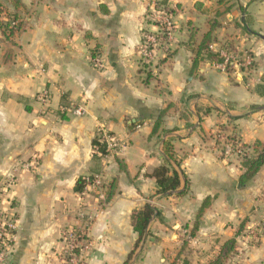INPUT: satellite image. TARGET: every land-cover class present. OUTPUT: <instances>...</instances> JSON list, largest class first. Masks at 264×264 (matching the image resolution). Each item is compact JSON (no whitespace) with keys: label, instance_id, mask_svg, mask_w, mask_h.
I'll return each mask as SVG.
<instances>
[{"label":"crops","instance_id":"obj_1","mask_svg":"<svg viewBox=\"0 0 264 264\" xmlns=\"http://www.w3.org/2000/svg\"><path fill=\"white\" fill-rule=\"evenodd\" d=\"M151 1L0 0V203L18 225L5 264H72L65 235L83 226L80 210L97 218L79 264H125L138 239L132 215L147 203L160 216L129 264H209L230 240L225 264H264V167L241 183V159L222 154L227 140L264 145V0H168L179 23L169 39ZM14 12L23 26L6 37ZM212 29V45L249 54L252 68L197 58ZM147 35L161 37L151 61ZM102 133L115 140L106 156L93 146ZM166 143L179 190L183 174L189 182L182 196H157L150 176ZM96 175L103 210L95 189L76 191Z\"/></svg>","mask_w":264,"mask_h":264},{"label":"built area","instance_id":"obj_2","mask_svg":"<svg viewBox=\"0 0 264 264\" xmlns=\"http://www.w3.org/2000/svg\"><path fill=\"white\" fill-rule=\"evenodd\" d=\"M162 1L163 0H152L150 2V17L152 18V20H154V23L158 25L162 30V33L166 37V39H169L174 30L172 22L173 14H169L166 11L165 6L161 4ZM170 9L172 8L170 7ZM13 25L15 26V23H13ZM160 38L161 37L159 35L146 36L145 43L141 48V54L145 61H151L153 59L151 49L153 48V46H156L159 43ZM210 51L220 55V57L224 59V61L218 65V68L224 72L227 71L229 64L237 65L244 69L250 68L253 64V60L249 54L245 56L244 60H242L236 53H228L223 49L217 48L216 45H211ZM92 62L95 65L102 67V63L98 58L93 59ZM40 100L42 102H47L48 94H41ZM75 114L82 115L83 111L79 109L75 112ZM99 140L100 145L94 147L96 154L99 156H103L101 152L102 145L105 146L108 152L114 147L115 140L108 133H102L99 137ZM251 153L252 149H244L242 147V144L237 140H227L224 148L222 149V154L225 156L236 155L238 157H241L244 155H249ZM11 182H13V178L10 179L9 183L11 184ZM84 182V189L91 187L97 191V199L104 202L98 203L103 210V208L107 204L105 203L107 198L104 191L106 188L104 178L101 175H96L84 178ZM77 218L79 221L84 223L83 226L80 228H72L68 230L65 235L66 248L64 250V254L66 261L72 264H79V259L81 257H84L85 252L90 250L93 245L92 241L87 235V229L91 224L95 222L97 213L89 214L83 210H80L77 213ZM17 228V220L13 215L9 214L7 211H4L2 209V203H0V264H5L8 255L15 245Z\"/></svg>","mask_w":264,"mask_h":264},{"label":"trees","instance_id":"obj_3","mask_svg":"<svg viewBox=\"0 0 264 264\" xmlns=\"http://www.w3.org/2000/svg\"><path fill=\"white\" fill-rule=\"evenodd\" d=\"M162 5L165 6L166 11L169 14H174V10L170 9L168 0H163ZM22 5L19 1H15V7L16 9L20 8ZM2 9L0 7V14H2ZM15 23V26L13 25ZM23 26V22L20 21V16L18 13L14 12L8 16V21L6 24L2 25L3 27V33L6 37L13 36L16 32H18ZM215 42V39L213 37V29L207 33L200 45L198 46L197 49V58L202 57L204 60H208L212 63H222L224 61L223 58L220 57V55L213 53L210 51V46ZM232 48L227 47V50L232 51ZM96 55V54H95ZM94 55V56H95ZM198 61V60H197ZM253 64L251 65L252 68ZM232 65L229 64L228 66V72H231ZM160 128V123H156L151 137L155 136L158 134ZM232 139H236V137H233ZM227 142V141H226ZM224 142V145L226 144ZM100 145V140L99 138H95L93 141V146H99ZM223 145V148H224ZM242 147L244 149H252L253 152L249 155H244L239 157L242 161V166L245 169V173L241 176V183H247L251 180H253L257 174L260 172V170L264 167V145L260 143H256L254 146H248L245 144H242ZM171 147L169 143L165 144V154L167 155L168 160L165 161L164 164L160 165L157 167L154 172L150 175L152 178L156 180L157 184V196H166V195H172L175 194L176 196H182L187 193L188 187H189V182L185 176V174L182 175V177L185 179V187L180 193H176L180 188H181V175L178 171L176 170H171L170 168V162L174 159L172 152H171ZM101 152L103 156H106L109 154V152L106 150L105 146H101ZM85 187V182L84 178L80 179L77 183L76 186V191L77 192H83ZM113 192H110L108 194V200L112 198ZM210 199H206L203 204V208H206L209 206ZM203 212V211H201ZM154 216L159 217L160 213L156 208H154L151 204L147 203L143 206V208L136 210L133 215H132V225L134 228V231L137 234V242L135 245V250L133 253L130 255L128 261L125 264H129L130 259L132 258V255L135 253L136 250H138L144 243V241L147 239V237L150 236V231H149V225L152 221V218ZM235 249V241L230 240L228 241L220 255L212 260L209 264H225L226 258L228 255L233 252Z\"/></svg>","mask_w":264,"mask_h":264},{"label":"water","instance_id":"obj_4","mask_svg":"<svg viewBox=\"0 0 264 264\" xmlns=\"http://www.w3.org/2000/svg\"><path fill=\"white\" fill-rule=\"evenodd\" d=\"M181 192V190H178L176 193H180ZM156 218V216H154L153 218H152V221L154 220ZM145 242V241H144Z\"/></svg>","mask_w":264,"mask_h":264},{"label":"rangeland","instance_id":"obj_5","mask_svg":"<svg viewBox=\"0 0 264 264\" xmlns=\"http://www.w3.org/2000/svg\"><path fill=\"white\" fill-rule=\"evenodd\" d=\"M212 9H213V8H212ZM210 10H211V9H210ZM174 18H175V17H174ZM172 20H173V19H172ZM174 21H175V20H174ZM172 22H173V21H172ZM178 24H179V23H177V24L174 23L173 26L175 27V26H177Z\"/></svg>","mask_w":264,"mask_h":264}]
</instances>
